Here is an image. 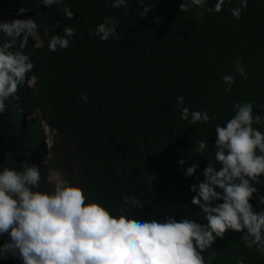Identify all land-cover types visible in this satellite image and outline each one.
<instances>
[{
  "label": "trees",
  "instance_id": "1",
  "mask_svg": "<svg viewBox=\"0 0 264 264\" xmlns=\"http://www.w3.org/2000/svg\"><path fill=\"white\" fill-rule=\"evenodd\" d=\"M182 2L142 0L153 7L141 17L139 0H128L127 10L112 8L111 0H64L74 13L71 20L64 18V5L30 17L42 25L38 34L43 43L37 47L29 38L26 52L35 65L28 74L32 85L21 86L0 114V166L18 169L25 160L35 163L41 188L51 190L45 176L56 166L43 163L45 126L55 139L73 144L75 170L67 178H77L85 194L110 211L122 206L123 196H137L142 202L132 212L137 220L172 217L206 223L204 213L191 204L196 193L190 186L203 181L208 161L215 163L214 127L234 115V102L264 106V0H248L239 20L229 10L239 7L240 0H225L221 12H205L202 17L195 15V7L179 12ZM215 3L207 0V7ZM37 5L39 0H11L0 9L13 12ZM106 16L119 21L118 40L101 41L92 34ZM57 22L59 27H53ZM65 26L78 34L67 49L50 52L47 40L62 35ZM45 28L51 29L47 36ZM236 58L247 79L234 72ZM228 74L235 76V83L225 92L222 77ZM177 96L190 110H206L217 118L189 125L181 119ZM28 112L35 114L23 122ZM254 113L264 117V108L254 107ZM254 127L264 132V125ZM201 140L209 145L202 156L195 153ZM181 159L184 165L178 164ZM194 163L196 172L186 177ZM254 186L264 195V183ZM250 203L257 211L264 208L255 194ZM241 235L229 231L217 239L203 254L206 264H236L241 255L244 264H264V255L247 249ZM7 240L0 237V244ZM212 252L216 256L209 260ZM0 264L22 261L9 256Z\"/></svg>",
  "mask_w": 264,
  "mask_h": 264
},
{
  "label": "clouds",
  "instance_id": "2",
  "mask_svg": "<svg viewBox=\"0 0 264 264\" xmlns=\"http://www.w3.org/2000/svg\"><path fill=\"white\" fill-rule=\"evenodd\" d=\"M139 2V15L146 16L153 6ZM39 4L51 9L64 5V0H39ZM224 4L225 0H216L213 7H207V0H183L179 12L195 7L199 9L195 15L202 17L205 12H221ZM121 6L127 10L128 0H111L112 8ZM247 6L248 0H240L239 7L229 10L232 18L239 20ZM28 11L31 9L20 7L17 14ZM62 11L66 20L74 17L70 7L64 5ZM118 24L114 17L106 16L92 34L101 41L118 40ZM41 27L37 18L0 20V114L7 111L33 72L32 55L26 49L29 38L38 35ZM53 27H59V22ZM49 31L45 28L46 36ZM77 34L75 28L65 26L62 35L47 40V49L65 50ZM234 72L248 78L240 58L235 60ZM222 82L227 86L225 92H230L235 76L224 75ZM81 99L86 102L88 97L82 94ZM176 106L189 125L217 118L215 113L185 107L182 96L176 97ZM254 107L264 108L255 101L234 102V115L223 126L214 127L215 163L208 161L203 181L190 186L196 193L191 204L204 213L206 223L191 218L178 222L172 217L137 220L132 216L134 209L142 207L137 196H123L122 206L110 211L99 199L87 196L75 177L53 173L48 177L53 187L44 190L35 163L25 160L18 169L0 166V237H8L0 244V259L12 256L22 264H206L203 254L229 231L241 233L247 249L264 255V208L257 211L250 203L255 194L258 204L264 205V195L254 186L264 183V132L254 127L264 125V117L255 114ZM208 148L207 140L198 141L195 153L202 156ZM185 163L184 159L178 161L179 165ZM197 167L192 164L185 176L192 177ZM215 256L212 252L209 260ZM236 264H244L242 255Z\"/></svg>",
  "mask_w": 264,
  "mask_h": 264
},
{
  "label": "rangeland",
  "instance_id": "3",
  "mask_svg": "<svg viewBox=\"0 0 264 264\" xmlns=\"http://www.w3.org/2000/svg\"><path fill=\"white\" fill-rule=\"evenodd\" d=\"M8 1L10 0H0V7H4L5 5H7ZM32 38L37 47H40L42 45V39L39 34L34 35ZM32 81L33 78L29 77L28 82L26 84L31 86ZM34 114V112L25 113L23 115V121L32 117ZM43 134L45 156L43 163L51 162L54 163V165L56 166L55 169H48L46 173L47 184L53 187V184L48 181L49 175L53 173H58L61 176L67 178L68 176L72 175L75 170L72 157L73 144L68 140H63L59 138L55 139L53 136V132L48 131L45 126H43ZM51 145H54V147L51 148Z\"/></svg>",
  "mask_w": 264,
  "mask_h": 264
},
{
  "label": "water",
  "instance_id": "4",
  "mask_svg": "<svg viewBox=\"0 0 264 264\" xmlns=\"http://www.w3.org/2000/svg\"><path fill=\"white\" fill-rule=\"evenodd\" d=\"M47 8L48 7L39 4L36 7L31 8V11L25 12L23 14H17V11H13V12L0 11V20L27 19L34 15L39 14L40 12L46 10Z\"/></svg>",
  "mask_w": 264,
  "mask_h": 264
},
{
  "label": "flooded vegetation",
  "instance_id": "5",
  "mask_svg": "<svg viewBox=\"0 0 264 264\" xmlns=\"http://www.w3.org/2000/svg\"><path fill=\"white\" fill-rule=\"evenodd\" d=\"M10 1H11V0H10ZM8 3H9V1L7 2V4H8ZM5 6H6V5H5ZM5 6H4V7H5ZM35 7H36V6H35ZM0 8H1V7H0ZM0 11H3V10L0 9ZM7 12H8V11H7ZM26 120H27V119H26ZM26 120H25V121H26ZM22 121H23V119H22ZM25 121H23V122H25ZM46 173H47V172H46ZM45 180H46V176H45ZM46 182H47V181H46Z\"/></svg>",
  "mask_w": 264,
  "mask_h": 264
}]
</instances>
